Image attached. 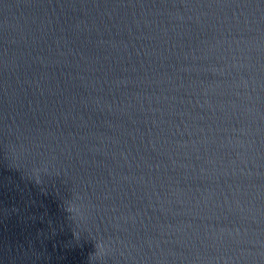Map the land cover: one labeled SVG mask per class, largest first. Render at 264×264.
Returning a JSON list of instances; mask_svg holds the SVG:
<instances>
[{
  "label": "water",
  "instance_id": "water-1",
  "mask_svg": "<svg viewBox=\"0 0 264 264\" xmlns=\"http://www.w3.org/2000/svg\"><path fill=\"white\" fill-rule=\"evenodd\" d=\"M0 264H264V0L0 33Z\"/></svg>",
  "mask_w": 264,
  "mask_h": 264
}]
</instances>
